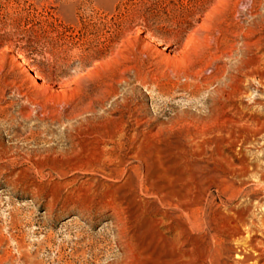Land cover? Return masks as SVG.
I'll return each mask as SVG.
<instances>
[{"label": "rangeland", "instance_id": "1", "mask_svg": "<svg viewBox=\"0 0 264 264\" xmlns=\"http://www.w3.org/2000/svg\"><path fill=\"white\" fill-rule=\"evenodd\" d=\"M263 175L264 0H0V264H264Z\"/></svg>", "mask_w": 264, "mask_h": 264}, {"label": "bare ground", "instance_id": "2", "mask_svg": "<svg viewBox=\"0 0 264 264\" xmlns=\"http://www.w3.org/2000/svg\"><path fill=\"white\" fill-rule=\"evenodd\" d=\"M138 12V11H137ZM136 17V16H135ZM135 23V22H134ZM144 26V25H143ZM160 29V28H159ZM148 31V30H147ZM139 34V33H138ZM137 34V35H138ZM147 36H145V39H150L151 40V44H154L155 45V42H154V39L157 37L156 34H154L153 32L152 33H147L146 34ZM141 36V35H139ZM138 36V37H139ZM163 40V39H162ZM161 40V41H162ZM148 49V48H147ZM17 60L19 61H22V57L20 55H17ZM215 60L216 61H219L220 58L215 56ZM253 64L252 63H248V61L244 60L243 62L240 63L239 67H238V70L241 71V72H244L245 69H248L250 66H252ZM230 80L232 82L236 81V78H233L231 77ZM217 94H218V98L220 99H228V94H227V91L225 89H218L217 91ZM102 93L100 94L98 100L102 99ZM104 99V98H103ZM113 106V105H112ZM216 106V104H215ZM219 106V105H218ZM81 109H84L83 112H89L90 114L91 113H94L93 111V102L88 104V106L86 108H82ZM223 109V107L219 108V107H214V111H212V113L214 114L215 117L219 118L217 120H220L219 122L222 123L223 125V122H224V125L226 123V120L224 119V117H220L219 113L221 112V110ZM111 110V108H110ZM81 111V110H80ZM78 111V112H80ZM224 112V110H222ZM106 112V111H105ZM219 112V113H218ZM222 112V114L224 115V113ZM73 113V112H72ZM107 113V112H106ZM79 114L77 113L76 111V115ZM213 114L209 115L208 119L209 121L211 120H216L213 116ZM221 114V113H220ZM75 115V114H74ZM84 115V114H83ZM93 115V114H92ZM107 115V114H105ZM100 116V117H97V119H95L94 121H98V124H95L92 123V119H85V120H81L80 122H77L79 123L77 126L76 130L78 134H81L82 132V129L85 128V125L87 127V129H89L90 127L88 126H95V130L89 132L91 134H95V135H99V134H106L108 135L110 138H111V142L113 143V150L115 149L114 147H117L118 146V141L119 139L122 138V136L124 137V134H125V131H124V128L123 127H118L116 130H114L113 132L109 131V126H111L112 124L116 123L117 120L113 119L112 117H109V116ZM80 117H82L81 115H79ZM222 116V115H221ZM94 117H95V114H94ZM227 118V117H226ZM77 119V118H76ZM122 119V118H121ZM222 121V122H221ZM227 121H230L227 120ZM217 122V121H216ZM230 123V122H229ZM76 124V122H75ZM206 122H202V125H203V128L201 130L200 133H207L210 134V133H213L214 134V130L213 128H210V126H206ZM219 124V123H218ZM231 124V123H230ZM88 125V126H87ZM227 125V124H226ZM73 126V125H72ZM76 126V125H74ZM221 126V125H220ZM219 127V126H217ZM263 127V126H262ZM260 126V128H262ZM69 128V127H68ZM222 128V127H221ZM225 128V127H224ZM72 128H70L71 130ZM86 129V128H85ZM218 129V128H217ZM216 129V130H217ZM73 130V129H72ZM219 130V129H218ZM217 130V132H218ZM224 130V129H223ZM222 129H220L221 133L223 131ZM66 131H69L68 129ZM224 132V131H223ZM260 132V131H259ZM83 134V133H82ZM86 134V133H85ZM117 139V141H116ZM120 145V144H119ZM112 150V151H113ZM113 159V158H112ZM116 159V158H115ZM62 161V160H61ZM61 163V162H60ZM66 163V162H65ZM63 165V164H62ZM262 173V172H261ZM260 173V174H261ZM262 177V176H261ZM261 181H263L264 183V175L262 177V179H260ZM218 192L221 193L220 195L225 197V198H228V194H230V197H232L233 195V192L234 191V186L229 184L228 182H222L220 184H216L215 185ZM193 211V210H192ZM231 217V216H230ZM255 224L253 222H248L247 219H246V216L243 212H235L233 213V217L229 218V228L231 229L232 232L231 233V238L232 239H237L238 241H243L245 240V245H248L249 247L252 246V243L254 241V236L256 234V229H255ZM215 233V232H214ZM217 234V233H216ZM216 235L212 234L210 239L211 241L215 240L217 237H215ZM229 236V235H228ZM215 238V239H214ZM216 242V240H215ZM240 242V243H241ZM214 246V245H213ZM241 253H242V259L240 261H237L235 264H251L250 261L252 260V256L250 254H248L247 252H245L244 250H241ZM214 254H216L214 252V249L213 247L211 246V243H207V246H206V249H205V253L200 261V264H216L215 262V258H214Z\"/></svg>", "mask_w": 264, "mask_h": 264}]
</instances>
